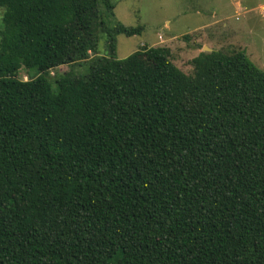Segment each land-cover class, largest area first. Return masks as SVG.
Listing matches in <instances>:
<instances>
[{"label":"trees","instance_id":"trees-1","mask_svg":"<svg viewBox=\"0 0 264 264\" xmlns=\"http://www.w3.org/2000/svg\"><path fill=\"white\" fill-rule=\"evenodd\" d=\"M114 8L0 0V264H264V72L115 59Z\"/></svg>","mask_w":264,"mask_h":264},{"label":"rangeland","instance_id":"rangeland-1","mask_svg":"<svg viewBox=\"0 0 264 264\" xmlns=\"http://www.w3.org/2000/svg\"><path fill=\"white\" fill-rule=\"evenodd\" d=\"M111 1L115 4V22L143 28L131 37L116 36L115 59H124L141 48L166 47L174 65L192 75L191 61L201 52L244 51L247 59L264 72V0ZM105 39L101 37L96 52L88 51L89 59L109 55ZM79 69L82 67L75 72ZM68 71V66H61L51 70L50 76ZM85 72L84 67L81 74ZM18 78L27 80L23 69Z\"/></svg>","mask_w":264,"mask_h":264}]
</instances>
